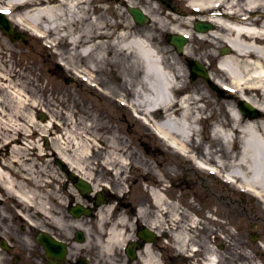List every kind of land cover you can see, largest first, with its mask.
Wrapping results in <instances>:
<instances>
[{
  "label": "bare ground",
  "instance_id": "obj_1",
  "mask_svg": "<svg viewBox=\"0 0 264 264\" xmlns=\"http://www.w3.org/2000/svg\"><path fill=\"white\" fill-rule=\"evenodd\" d=\"M105 1L0 0V8L7 9V17L28 32L34 35H36L35 32H39L44 37H52L50 41H47L52 48L67 47V50L53 54L55 57H63L66 68L71 73H75L76 76L82 74L84 78L93 83L97 80L98 75L106 71L108 67L122 75V87H119V90L116 87H108L105 94L111 98L131 96L133 109L136 112L140 111L147 121H149L150 116H163V120L157 124L156 128L165 138H162V140L168 144L172 154H181L188 158L191 156L190 142H193L198 116L203 111L200 102L210 103V97L204 89L197 88L194 92L196 97L188 95L181 99V106L174 111L177 116H174L173 106L171 105L172 97L177 93L178 82L179 80L182 81L185 70L180 62H176V66L170 65L167 57L163 54V47L159 48L152 42V38L156 37L154 35H157V31H162L170 24L168 31L182 34V31L186 32L184 28L192 25V20L205 19L208 16L212 19V22L215 23L216 20L220 26L217 30L202 33L200 36L193 33L195 39L198 36L204 39L201 41L205 44L209 43V47L210 44L215 47L213 52L202 53L199 59L202 63L204 58L212 60L218 56L217 47L221 43H226V45L229 43L234 50L232 53L223 54V56L219 54L222 57L220 60L221 66L216 69L218 73L214 74L215 79H219L222 83H224V80L229 79L231 83L229 85L236 88L238 93L240 92V97H246L264 112V13H262L260 26L251 23L241 24L238 18L235 22H232L228 18L211 16L209 12L213 10L216 0H186L188 6L201 7L202 11L199 12V15L189 19L169 15V17H166L169 20L167 22L164 16L152 13L154 20L152 25L147 28L137 29L134 22L118 20V24L123 29L116 31L115 25L106 18ZM96 3L103 4L96 5ZM258 4L264 7V2L257 3V0H247L245 5L256 7ZM3 5H6V7H3ZM95 6L101 11L98 17H94L91 12L92 7ZM228 7L232 9V14L241 11L240 8H235V4H228ZM116 11L119 13L118 8ZM146 41L149 46L146 45ZM155 50L157 53H155ZM127 51H131L136 57H130L132 63L129 69L127 68L128 74L122 72L118 58L120 55L128 57ZM184 52L187 55H194L196 50L187 46ZM27 69L24 68L18 71L15 66L8 65L5 61L1 60L0 62V95L3 99L13 103V111L9 112V118L6 117L5 109L0 106V140L4 137L8 144L12 146L13 151L20 150L22 153L20 160L22 173L19 179L14 176L13 170L9 172L0 167V184L9 194H18L24 204L26 202L30 204V210L32 208L37 212L47 209L48 201L42 194L41 185L38 184L37 179L32 180L33 183L31 184H34V187L25 189L24 184L26 178L29 179V176H32V169L37 164L36 160L40 158L44 147L39 146L36 142L34 146L32 142L26 146L13 145V143L21 141L23 133L25 136H29L30 131L34 133L41 132L43 137L47 138L49 134L53 133L54 129L59 127V116H63L69 121L68 124L71 129L66 132V136L64 134L54 136L51 140L52 146L58 154L69 161L70 165L74 166L81 175L88 179L90 173H92V168H90V166H93L92 160L96 158L98 150L103 152V163H100V165L104 168L107 166L114 167L115 164L119 163L123 165L122 163H127L128 157H134L135 153L132 148L125 147L124 142L116 137L107 141L106 144L104 143V147L97 148L94 141L102 140L89 133L90 129L96 128L97 125L94 123L90 127L87 124L83 126L73 124L71 118L76 114V111L72 110V106L69 105H64L67 112L62 111L56 103L59 102V99L51 104L54 107L52 111L48 109L51 113L50 122L44 125L36 123L33 112L39 110V108L41 109L42 100H37L30 91L29 94L25 91L24 80L28 77ZM115 74L118 78L119 74ZM39 80L40 77L30 78V86L36 89L35 86L39 85ZM258 97L260 98L257 99ZM162 109L165 110L164 114ZM230 111L232 123L228 125L221 123L226 136L223 139L222 148L215 149V146H210L209 149L207 148L206 154H214L213 159L210 160L218 164L219 167L213 168L217 173L222 174V168L225 167L228 179L240 182L255 196L264 199V123L253 121L243 124L242 119L244 120L246 115L235 105L230 106ZM23 118L26 119L24 121L27 124L21 123ZM27 118H30V120ZM81 124L83 123L81 122ZM97 124L100 128L104 126L99 122ZM227 126L228 128H226ZM238 129H245L250 133V136L246 139L243 148L234 155L230 148L227 132H237ZM4 131H8L7 136L2 135ZM16 134H19L20 137H15ZM31 149L36 152L31 153ZM39 151H41L40 154ZM207 157V155L204 156L205 159ZM205 159L197 162L206 166L205 162L208 160ZM132 164L133 169L142 170L139 161L134 160ZM7 165L12 166V163L10 162ZM154 171H157V169L155 168ZM107 174L112 175L113 173L107 170ZM114 175L119 185L118 191L123 193L125 190L123 183L126 180L122 178L119 170H116ZM158 181H163V178ZM150 193L154 197L157 221L160 222L162 216H167L170 217L169 221L175 224L182 223L180 216L185 215L188 218L186 214L180 213L175 202L167 203L164 194L160 190L152 188ZM44 212L49 213L47 210H44ZM29 218L33 220L34 217L29 215ZM120 222L124 223L125 218L122 217ZM189 222L192 224L196 220L191 217ZM190 223L186 221L185 224H180V227L187 230ZM114 230L116 232L111 233L112 237L110 239L114 243L122 244L125 239L124 232ZM180 235H183V233L180 232ZM109 245L110 243L108 247Z\"/></svg>",
  "mask_w": 264,
  "mask_h": 264
},
{
  "label": "rangeland",
  "instance_id": "obj_2",
  "mask_svg": "<svg viewBox=\"0 0 264 264\" xmlns=\"http://www.w3.org/2000/svg\"><path fill=\"white\" fill-rule=\"evenodd\" d=\"M147 1L149 0H142V4L146 5ZM150 8L152 9V6ZM180 8L184 10L183 5H181ZM121 15L123 19L129 20L128 13L125 9H123V13ZM15 29L16 31L23 32L24 36H22L20 39L13 40L10 35L3 32V30L0 28V59L10 65L17 64L18 71L24 68H30V74H32L31 68L33 67L36 74H38L39 72H41V74H46L44 75L46 79H42V82L44 83L43 85H45L48 81V92L42 94L39 91L36 92L35 89L30 86L28 80L32 77L28 75L27 79L24 80V84L26 87L25 89L27 91H30V93L37 100L41 99L42 103H44V101H50V105L53 95L57 97L59 96L60 102L65 106L68 105V103H66L67 99L68 102H70L69 104H72L73 108L79 111L76 115V121L80 125L82 124L79 121H83V125H85L86 123H89L87 125H90L91 123H95V119H97L99 123H104L105 128H102L100 132L95 131V129H91V132L89 133L104 141L105 144L113 137L120 138L119 136H117V133L121 135L122 138L126 139L125 143L131 145L125 147L132 148L135 153L134 157H132L131 159L133 161H139V165L142 167L143 171H146L145 166H148L150 163L154 165L152 161H154L156 165V160H161L163 164L169 165L171 170L173 171V173H171L172 179L174 178V180L179 184L178 190L180 191V195L182 192L184 202L187 203L188 200V198L185 197V194L192 193L196 195L197 202L200 205V215H206L208 208L212 209L213 207H215L214 209L216 211L217 218L226 221V224L230 226L229 229L222 228L224 229V232L221 229L222 237H220L218 235V231L220 230L219 222L216 221V233L212 234L210 237L213 239L215 237L214 235H217V237L215 238L217 241L216 244H226L225 248L220 249L221 256L223 258H226L227 255H231V251H235V253H237L238 249V253L245 255L246 258L244 260H237L236 258L235 260L231 261L232 263L237 260L236 264H259L261 261V264H264V257L262 256V252H264V246H261L260 243L251 240V234L259 232L261 234V241L264 244V203L259 198H253L248 194H243L239 191L240 189H237L235 185L224 182L220 177L208 176L210 175L208 172L199 170L193 162H190L188 160L186 161V158H182V156L170 155L169 153H167L164 154V157H160L159 155L156 156L152 153L151 158V156L146 152L151 148H147L145 145L142 146L141 142H149L152 148L155 149L156 146H166L162 140L154 135V133H152L150 129L146 128L144 125L139 124L134 116L130 115L128 109L122 107L120 104L119 106H121L122 109L118 110L122 113L123 116L124 114L127 115L128 118H130V120L133 122V125L131 126V121H126V119H128L127 117H119V114L115 111V107H113V105L106 104V102L111 103L109 102L111 100L102 95L97 88H94L88 83H85L81 80L76 81L77 78L72 75V73H69L66 69H64L65 71L58 70L56 68V64L54 63L55 60L53 61L54 56H52L50 52L45 51L46 46L44 42L42 43L36 38H33L30 34H28V32L22 30L18 26H15ZM200 44L201 43H199L198 40H191L190 46L194 48L196 47L198 49V46H200ZM171 48L173 49V47ZM118 58L121 64L122 72L128 74L127 68L129 69V67L131 66L132 59L130 58V56L126 57L124 55H120ZM59 61L61 62V59H59ZM50 68L55 73L54 79L48 77L49 75H54V73L49 74L48 70ZM111 71L112 70L109 69L108 71L99 74L97 80L102 81L103 83L100 84V87H109L113 84L119 87L122 85V81L119 82ZM213 72H215V70H213ZM192 81H194L192 85H194L195 87L199 86L201 89H206L207 94L210 96V103H208L209 106L205 107L204 110L206 116H211L214 113V115L209 118L207 122L204 123V121H202L201 123L202 136H200V138L202 137V139L199 140L196 138V136H194L193 142H191V146H194L192 148H196V152L202 158V152L204 155L206 146H215V149L222 148L223 144L221 139H219L218 136L213 137L210 134L208 128L210 126V121L212 122V120L217 122L220 121V123L224 122L227 125L232 123L230 111L228 110L231 103L234 104V100H230L228 98V93H224L223 97L218 95L220 93L213 90V88H211L210 86V81L204 79L203 77H194ZM94 94L97 95V97ZM98 98L102 102H100ZM72 101H74V105ZM11 104L12 103H10L9 101L4 100L2 97H0V106L5 108L7 116H9V112L11 113L13 111ZM64 105H62L61 107L64 108ZM102 105H104L106 109H97V113L94 110V107H101ZM62 110L64 112L66 111L64 109ZM88 111L89 114L86 113ZM102 118H106V120L108 121L107 124L105 120H102ZM60 120L61 122H64L65 118L62 117L60 118ZM126 122L129 123L127 126ZM68 128L70 129V127ZM118 128H120V131L118 130ZM107 130L109 131L107 132ZM55 131V135H58L61 132H67L68 129L65 126L64 128L62 127L61 129H56ZM2 134L3 136L8 135L7 131L3 132ZM36 136L37 138H32L29 140H37L39 138V135ZM241 140L242 138L239 137V141L237 142V145L235 144L234 149L233 145L230 144V148L232 149L234 155H236L240 151L242 145ZM3 141L4 139L2 138L0 144H2L1 142ZM24 141L27 142L26 139H24ZM94 142L96 146H98L97 142ZM99 144L101 147L104 146L101 143ZM200 144L201 146L198 147ZM212 149H214V147H212ZM101 153V151L97 153V157L94 159V165H96L101 160ZM205 155L208 156L207 159H213L214 156V154ZM161 169H164L163 166ZM140 174V171H136L137 178H139ZM100 175L104 174L101 172L98 174V176ZM150 177L154 180L156 179L155 175L152 174V176L147 177L148 180H137V182L129 180L126 183V187H131L132 190L137 192V195L140 196L141 199L150 200V196L144 193L147 192L146 189H148V184H150ZM168 182L169 179H167V183ZM186 183H191V186H185ZM178 190H176L175 193H177ZM139 192L144 194H140ZM222 220L219 221L221 225L224 226V222ZM254 224H257V227L254 226ZM201 233L203 235L204 231H202ZM247 247L252 249L250 250L251 252L247 250ZM259 253H261V255H259ZM250 255H254L255 257H257L255 261L253 257L252 259L254 262H257V260L259 259L258 262L252 263L251 259L248 258V256Z\"/></svg>",
  "mask_w": 264,
  "mask_h": 264
},
{
  "label": "flooded vegetation",
  "instance_id": "obj_3",
  "mask_svg": "<svg viewBox=\"0 0 264 264\" xmlns=\"http://www.w3.org/2000/svg\"><path fill=\"white\" fill-rule=\"evenodd\" d=\"M241 3L245 0H237ZM122 206L128 205L130 209H133L132 203H125L120 201ZM97 210V209H96ZM96 210L93 211V215L88 218L90 220V227L93 229V221H97ZM9 209L0 208V240L5 238L6 240L0 241V264H51V260L45 248V243L37 241V237L40 231L36 233V247L33 252L29 255V236L26 231L23 230V225L20 221L12 216L7 217V212ZM69 211V210H68ZM11 220V221H10ZM67 221V220H65ZM64 221L61 215H58L51 224L49 233L52 237L63 240L66 242L67 251L63 259H58V264H94V250L92 249V243L84 248L88 243V237L84 242L80 243L78 241L76 232L77 229L68 228L67 234L68 239L62 238V226ZM141 225L138 226L137 231L139 232ZM153 236L149 245H146L140 238L132 239L137 243L136 256L131 258L129 256L128 250H121L120 255L116 254L114 257V264H207L205 259V250L203 241L200 239H195L194 241H189L188 246L181 247L178 240H175L171 232L165 230L164 227L161 229L157 228L154 223ZM132 240L128 243H131ZM6 242V245L3 242ZM193 244L197 248L195 251H191L190 247ZM6 246V248L4 247ZM187 248V249H186ZM101 264H108L102 262Z\"/></svg>",
  "mask_w": 264,
  "mask_h": 264
},
{
  "label": "snow or ice",
  "instance_id": "obj_4",
  "mask_svg": "<svg viewBox=\"0 0 264 264\" xmlns=\"http://www.w3.org/2000/svg\"><path fill=\"white\" fill-rule=\"evenodd\" d=\"M5 11H7V10H5V9H0V12H5Z\"/></svg>",
  "mask_w": 264,
  "mask_h": 264
},
{
  "label": "water",
  "instance_id": "obj_5",
  "mask_svg": "<svg viewBox=\"0 0 264 264\" xmlns=\"http://www.w3.org/2000/svg\"><path fill=\"white\" fill-rule=\"evenodd\" d=\"M5 27H7V25H5ZM8 28H9V30H10V26H9Z\"/></svg>",
  "mask_w": 264,
  "mask_h": 264
}]
</instances>
